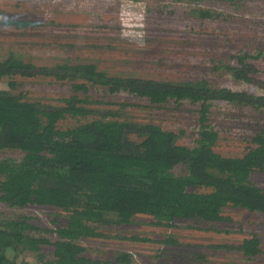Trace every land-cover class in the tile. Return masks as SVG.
Wrapping results in <instances>:
<instances>
[{"label":"rangeland","instance_id":"rangeland-1","mask_svg":"<svg viewBox=\"0 0 264 264\" xmlns=\"http://www.w3.org/2000/svg\"><path fill=\"white\" fill-rule=\"evenodd\" d=\"M206 11L209 16L203 17ZM27 23L19 25V23ZM17 23V24H14ZM13 57L37 71L66 63H92L110 75L154 80H205L218 88L264 95V0H0V62ZM253 66L248 77L240 57ZM229 67V68H227ZM250 69V68H248ZM238 70V71H237ZM78 79L58 81L47 74L20 71L0 78V91L58 106L69 96L86 99L95 115L113 111L132 123H155L164 129L183 130L179 142L192 145L201 118V102L182 100L156 105L126 92L110 93L103 87L74 91ZM120 104L125 108L120 109ZM206 123L219 137L214 149L223 156H242L255 132L264 130V106L208 101ZM127 105V106H126ZM93 117H66L60 128L72 127ZM136 129L127 137L137 140ZM21 154L1 150L0 159L19 161ZM181 166L175 167L181 173ZM2 175H0V180ZM250 181L264 188V172L251 173ZM55 207L29 204L13 207L0 200V220L28 216L38 237L56 239L45 232L64 215ZM226 217L207 223L178 220L158 226L148 215L103 227L107 236L81 241L92 258L114 260L117 252L131 255L129 264H264V215L239 207H226ZM117 221L116 215H108ZM172 236L173 244L156 242ZM250 236L260 240L261 253L243 257L236 246ZM123 237H127L123 239ZM147 237L149 241L129 239ZM48 250V248H44ZM40 264L36 254L19 252L16 262Z\"/></svg>","mask_w":264,"mask_h":264},{"label":"trees","instance_id":"trees-1","mask_svg":"<svg viewBox=\"0 0 264 264\" xmlns=\"http://www.w3.org/2000/svg\"><path fill=\"white\" fill-rule=\"evenodd\" d=\"M186 1L200 4L207 0ZM201 14L209 16L206 11ZM240 61L243 71L238 77L250 82L253 66L245 63V56ZM54 68L59 70L43 67L34 72L32 64L10 54L0 62V78L22 71L27 76L47 74L58 81L78 79L74 91L86 92L90 85L110 93L145 97L156 105L201 102L197 137L188 146L179 142L183 130L132 123L126 115H115L112 110L94 117L86 99L74 96L54 106L1 90L0 149H14L21 157L19 161L0 159V200L13 207H55L66 214L54 219V228L45 229L56 235L54 241L36 236L33 232L38 228L28 216L0 220V264H27L16 262L23 251L36 254L40 264H129L131 255L127 252H117L114 260L92 258L81 241L107 236L103 227L129 222L137 215H148L158 226H173L178 220L221 221L229 206L264 215V188L250 181L251 173L264 172V130L255 132L242 156H223L214 149L217 131L206 123L208 101L264 106V95L214 87L205 80L110 75L92 63L72 67L62 63ZM120 105V109L125 108ZM66 117L93 118L60 128L58 122ZM131 127L137 130V140L127 137ZM177 166L183 168L181 173L175 172ZM108 215H116L118 220ZM156 242L176 241L167 236ZM219 248L236 250L243 257L261 253L255 236L236 246Z\"/></svg>","mask_w":264,"mask_h":264}]
</instances>
